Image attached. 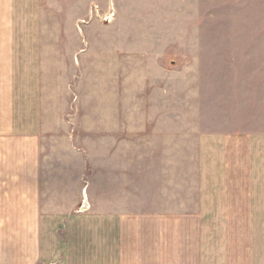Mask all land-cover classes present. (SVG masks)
I'll return each instance as SVG.
<instances>
[{
	"label": "rangeland",
	"instance_id": "1",
	"mask_svg": "<svg viewBox=\"0 0 264 264\" xmlns=\"http://www.w3.org/2000/svg\"><path fill=\"white\" fill-rule=\"evenodd\" d=\"M36 1L38 9L32 18L36 21L25 28H37H20V38L36 39L35 53L32 57H19V61L21 66L29 63L34 69L45 100L38 107L42 113L40 121L44 122L41 130L46 129L39 156L41 170L50 177L51 184L48 191L41 188L38 192H47L45 196L52 198L75 199L81 186L79 169L85 162V181L95 197L97 165L107 159L108 150L115 149L123 155L133 148L138 149L132 151L133 155L156 151L161 156L159 166L165 172V186L190 206L195 201L198 180L207 175L193 169L194 150L203 149L200 143L194 144L195 137L203 134L199 139L203 142L214 140L215 136H226L227 140L238 136L239 141L228 142L224 155L227 175L223 183L233 189L229 202L234 206H230V211L237 217L229 223V230H233L238 246L243 239L244 264H255L257 259L258 264H264V219L251 220L257 216L250 217L249 211L256 192L249 156L253 131L257 130V112L259 128L264 132V62L220 60L242 56L220 55L211 52V46L205 56L212 60H181L184 55L180 61L163 60L168 55L177 57L171 48L192 54L187 58L200 57L195 56L200 47L195 43L201 39L188 37L194 32L184 14L188 0H95L93 7H87L93 0ZM5 8L9 10V6ZM20 16L23 25L28 15ZM179 26L187 30L179 31ZM212 32L213 45L236 39L227 36L235 31ZM240 32L239 40L248 39L244 33L250 31ZM9 36L10 30L0 31V37ZM178 40L180 47L170 46ZM200 48L205 53L204 46ZM156 57L161 60H154ZM151 119L160 120L163 125L156 127ZM123 121L133 124L131 129L141 131L127 135V144L117 135ZM197 153L204 161L203 153ZM24 157L31 158L29 150ZM131 160L133 179L144 177L138 171L147 161L146 155ZM118 178L121 183L116 190L123 188L126 195L134 186L123 187L122 173ZM263 185L264 182L259 183V188ZM259 195L258 217L262 219L264 190Z\"/></svg>",
	"mask_w": 264,
	"mask_h": 264
},
{
	"label": "crops",
	"instance_id": "2",
	"mask_svg": "<svg viewBox=\"0 0 264 264\" xmlns=\"http://www.w3.org/2000/svg\"><path fill=\"white\" fill-rule=\"evenodd\" d=\"M94 2L87 7H93ZM37 4L36 0H0V31H11V36L0 37V264H244L243 239L238 246L232 237L233 230H229V223L237 220L230 211V206H234L229 202V198L233 199V189L223 183L227 175L225 150L230 140H240L238 136L228 140L226 136H215L214 140L203 142L199 140L203 134L195 137L194 144L200 143L203 149L194 150L193 169L207 175L198 180L195 201L190 206L174 197L165 186V172L159 166L161 156L156 151L143 152L147 161L139 166L138 172L144 177L133 179L131 159L143 154L133 155L132 151L138 150L133 148L123 155L115 149L108 150L107 159L97 165L99 181L95 197L85 181L84 172L88 170L85 162L79 169L81 186L75 199L52 198L45 196L47 192H38L41 188L48 191L51 184L50 177L41 170L39 156L46 129L41 130L44 122L40 121L42 113L38 107L45 100L34 69L29 63L21 66L19 61V57H32L35 53L36 39L20 38V28L29 31L37 28L35 25L25 28L36 21L32 18ZM185 4L184 14L192 25L190 30L194 31L188 37H199L201 41L195 44L204 46L205 53L199 47L195 56L200 57L187 58L192 54L171 48L177 57L168 55L163 60L180 61L182 55L185 58L181 60L185 61L212 60L205 56L211 46V52L220 55L242 56L220 60L264 62V0H188ZM5 6H9L8 11ZM21 13L28 15L23 25H20ZM224 29L235 31L223 35L236 39L227 43L220 40L219 45H213L212 31ZM177 30L187 27L179 26ZM240 31H250L244 33L248 39L239 40ZM180 45L178 40L170 46ZM259 120L257 112V130L253 131L249 156L256 183L249 211L250 217L257 216L251 218L255 221L264 219L258 217L261 215L259 191L264 190V185L259 188V183L264 182V132L259 128ZM151 121L156 127L163 125L160 120ZM132 125L123 121V128L118 130L124 144L130 143L125 138L127 135L141 132L131 129ZM28 150L31 158L26 160L24 152ZM197 151L203 153L204 161ZM119 173L124 177L123 187L134 186L126 195L123 188L120 192L116 190V185L121 183Z\"/></svg>",
	"mask_w": 264,
	"mask_h": 264
},
{
	"label": "water",
	"instance_id": "3",
	"mask_svg": "<svg viewBox=\"0 0 264 264\" xmlns=\"http://www.w3.org/2000/svg\"><path fill=\"white\" fill-rule=\"evenodd\" d=\"M84 197H85V194H84ZM84 203H85V201H84Z\"/></svg>",
	"mask_w": 264,
	"mask_h": 264
}]
</instances>
